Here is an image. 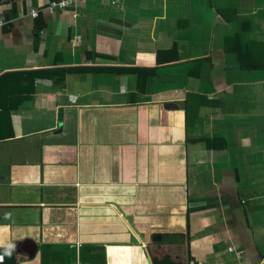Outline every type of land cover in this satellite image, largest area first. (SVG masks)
Listing matches in <instances>:
<instances>
[{
    "label": "crops",
    "instance_id": "1",
    "mask_svg": "<svg viewBox=\"0 0 264 264\" xmlns=\"http://www.w3.org/2000/svg\"><path fill=\"white\" fill-rule=\"evenodd\" d=\"M52 1L0 0V255L264 264V0Z\"/></svg>",
    "mask_w": 264,
    "mask_h": 264
},
{
    "label": "trees",
    "instance_id": "2",
    "mask_svg": "<svg viewBox=\"0 0 264 264\" xmlns=\"http://www.w3.org/2000/svg\"><path fill=\"white\" fill-rule=\"evenodd\" d=\"M163 54L168 55V57L165 59L161 58V55H163ZM159 55H160L159 60H160V62L162 61L161 63L171 62V61L176 62L179 60L176 48H173L169 51H164V52L160 51ZM144 71L148 72L149 70L144 69ZM27 74H28V77L30 79H32L33 81L41 80V79L55 81L58 76L62 77V78L65 77L64 73H61L62 75L61 74L59 75V72H57L56 70L32 71V72H29ZM4 257H5V263L4 264H8V262H7L8 258H9L8 254L7 253L4 254Z\"/></svg>",
    "mask_w": 264,
    "mask_h": 264
},
{
    "label": "built area",
    "instance_id": "3",
    "mask_svg": "<svg viewBox=\"0 0 264 264\" xmlns=\"http://www.w3.org/2000/svg\"><path fill=\"white\" fill-rule=\"evenodd\" d=\"M84 0H60V1H52L48 4V9L50 12H54L57 9H67L80 5ZM31 15L36 17L38 12L36 10H31ZM5 261V257L0 255V264H3Z\"/></svg>",
    "mask_w": 264,
    "mask_h": 264
}]
</instances>
